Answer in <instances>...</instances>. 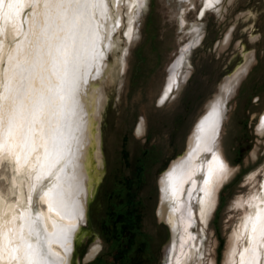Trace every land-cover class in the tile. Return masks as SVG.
<instances>
[{"label": "rangeland", "instance_id": "1", "mask_svg": "<svg viewBox=\"0 0 264 264\" xmlns=\"http://www.w3.org/2000/svg\"><path fill=\"white\" fill-rule=\"evenodd\" d=\"M127 1L111 9L120 25L106 59L113 72L103 84L99 117L104 161L72 262L168 264L172 233L160 218V178L184 154L194 125L221 94L227 77L254 55L258 63L226 99L214 151L229 173L205 222L199 213L201 192L192 190L188 202L191 238L183 254L193 253L187 264H225L233 234L241 230L238 247L246 245L243 228L264 183V124L259 129L264 118V0H240L239 7L227 11L216 4L215 11L207 7L208 0H138L134 6ZM5 39L12 47L18 42ZM174 75L177 81L161 103ZM0 168V192L13 201L12 168L8 163ZM35 190L36 202L42 189ZM115 219L119 222L112 231ZM95 245L96 255L87 259ZM260 261L264 264V246Z\"/></svg>", "mask_w": 264, "mask_h": 264}, {"label": "bare ground", "instance_id": "2", "mask_svg": "<svg viewBox=\"0 0 264 264\" xmlns=\"http://www.w3.org/2000/svg\"><path fill=\"white\" fill-rule=\"evenodd\" d=\"M127 2L133 5L138 0ZM97 4L100 0H89V7L78 9L67 0L62 7L61 0L0 2V167L8 163L12 168L14 196L10 201L0 192V264H28L29 245L45 264H73L88 224V203L104 161L99 117L105 100L103 84L113 72L106 59L115 48L112 35L120 21L111 10L117 0ZM209 4L215 0H208ZM27 9L30 13L25 17ZM5 38L18 42L12 47ZM244 66L227 77L221 94L194 125L184 154L160 178V218L172 233L168 264H187L193 253L183 254L191 238V191L201 192L199 213L205 222L217 188L229 173L214 151L215 140L226 99ZM176 81L174 75L161 103ZM261 122L259 129L264 118ZM143 131L141 123L138 134ZM261 190L243 228L246 245L239 249L242 231L238 230L229 240L225 264L261 262L264 183ZM98 249L95 245L87 259Z\"/></svg>", "mask_w": 264, "mask_h": 264}, {"label": "snow or ice", "instance_id": "3", "mask_svg": "<svg viewBox=\"0 0 264 264\" xmlns=\"http://www.w3.org/2000/svg\"><path fill=\"white\" fill-rule=\"evenodd\" d=\"M2 2V0H0ZM20 2V0H18ZM64 0H61V7L63 6ZM69 4H75L77 8L80 7L87 8L89 7V0H84L83 4H81V0H67ZM117 3H119V0H117ZM103 0H100V4L94 5V6H102ZM215 4L219 5L221 8H223L225 11L228 10V8H237L240 5V0H215ZM140 7H143V4L139 5ZM11 7V5H9ZM208 7L213 8L215 11V6L213 4H209ZM203 14V13H201ZM255 19V17H253ZM127 35V33H126ZM254 40L255 38L252 37ZM258 61L256 60V57L253 55L251 56L247 61L245 66L241 70V78L247 77L248 74H250L251 69L256 66ZM239 83V81H237ZM256 229L254 228L253 231ZM261 234L264 236V227L261 228ZM28 251L25 253V259L27 260L28 264H45L44 258L39 255V253L35 252L34 250H31V246H28Z\"/></svg>", "mask_w": 264, "mask_h": 264}, {"label": "flooded vegetation", "instance_id": "4", "mask_svg": "<svg viewBox=\"0 0 264 264\" xmlns=\"http://www.w3.org/2000/svg\"><path fill=\"white\" fill-rule=\"evenodd\" d=\"M117 219H115L112 223L111 229L112 231L116 228V224L119 222V219L116 221ZM129 229L127 227H124V232H127ZM78 244V243H77ZM142 249H144V245L142 244Z\"/></svg>", "mask_w": 264, "mask_h": 264}, {"label": "water", "instance_id": "5", "mask_svg": "<svg viewBox=\"0 0 264 264\" xmlns=\"http://www.w3.org/2000/svg\"><path fill=\"white\" fill-rule=\"evenodd\" d=\"M83 236H84V233H83ZM83 236H82V237H83Z\"/></svg>", "mask_w": 264, "mask_h": 264}]
</instances>
